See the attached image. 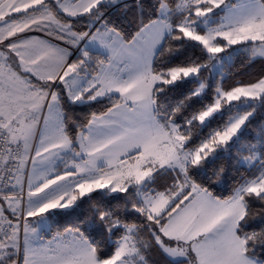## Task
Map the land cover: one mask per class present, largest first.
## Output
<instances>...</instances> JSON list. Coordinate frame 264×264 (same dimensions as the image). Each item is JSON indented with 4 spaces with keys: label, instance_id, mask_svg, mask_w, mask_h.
I'll use <instances>...</instances> for the list:
<instances>
[{
    "label": "snow or ice",
    "instance_id": "6c2138e0",
    "mask_svg": "<svg viewBox=\"0 0 264 264\" xmlns=\"http://www.w3.org/2000/svg\"><path fill=\"white\" fill-rule=\"evenodd\" d=\"M121 6L138 17L130 34L110 15ZM237 45L264 58V0H0V264H152V250L264 264V127L242 143L264 77L223 86ZM105 102L86 122L70 114ZM221 160L251 173L227 197L206 186Z\"/></svg>",
    "mask_w": 264,
    "mask_h": 264
},
{
    "label": "trees",
    "instance_id": "16d2710c",
    "mask_svg": "<svg viewBox=\"0 0 264 264\" xmlns=\"http://www.w3.org/2000/svg\"><path fill=\"white\" fill-rule=\"evenodd\" d=\"M125 3H132V0H123ZM111 18L114 20H117L119 23H121L125 29V32L130 34L134 32V30L137 27V21L138 17L136 14L135 9L133 8L132 11H128L126 14L123 10V7L114 8L110 12ZM87 19V17L83 18L78 24L75 25V30L78 31H85L87 29V25L84 22ZM78 55V54H77ZM200 52L199 49H189L187 50L182 56H180L179 60L176 62L179 63L189 57L195 58L196 56H199ZM76 56L74 57V59ZM209 77V73L207 71H204L202 73V78L207 79ZM264 77V58H255L254 60L249 59V54L243 50H239L234 53L231 61V66H226L223 73V86L225 88H230L232 86H235L238 83H250L254 82L255 80ZM221 77L219 75H216L213 77V83L220 82ZM211 97V93H209V99ZM205 103L208 102L207 99L204 101ZM106 103L103 104H93L91 107H76L73 109V111L70 113L72 116L77 118L78 120L82 122H86L87 117L91 112H99L103 111L106 107ZM199 107V105H197ZM226 119V117H225ZM217 125H213V127H216ZM264 127V109L258 108L254 118L252 119L251 123L248 125L247 134L242 141V143H257L258 142V135L260 128ZM211 129L205 130L203 135H207V132ZM194 134L199 132V129H193ZM244 155H247V152L243 153ZM233 155H235V150H233ZM223 165L226 169V176L221 181H215L213 180L210 185L206 183V186L210 187V190L214 193V195H218L220 197H227L231 194L232 189L236 186V184L239 182V179L241 176H249L251 173L246 170V168L242 167L239 169V171L236 170L235 167V161H229V160H221L217 161L215 165L209 166V175H211V172L213 168L219 167ZM253 172L255 169L252 170ZM197 182H202L200 177H195ZM172 180L171 177L165 176L160 177L157 180V183L155 187H157L160 190H163V188L166 185L171 184ZM122 201H116L113 200L111 202L112 207H116L118 204H121ZM88 204H84L82 208L79 210L78 213L74 214V216H64L62 214L56 215L54 217V220L52 222V228L50 232L45 233L46 239H51L52 236L56 234L57 231H63L65 227H70L75 223H78V220H76L74 217L79 216L80 219H84L88 215ZM264 208V205H262L260 202H254L252 204V213H258L261 211V209ZM251 228H259L260 225L258 224L256 219H251L249 221ZM251 228L249 230H251ZM87 234V233H86ZM150 259L152 261V264H168L167 259L163 254H161L157 250H152L150 253Z\"/></svg>",
    "mask_w": 264,
    "mask_h": 264
},
{
    "label": "rangeland",
    "instance_id": "374dc122",
    "mask_svg": "<svg viewBox=\"0 0 264 264\" xmlns=\"http://www.w3.org/2000/svg\"><path fill=\"white\" fill-rule=\"evenodd\" d=\"M94 30V29H93ZM81 47L83 46V44L80 45ZM234 48H236L238 51L242 49V46L240 45H237V46H234ZM70 51H73L74 52V49H72L71 47L69 48ZM237 52V51H236ZM78 53H75L73 56L70 57V61L71 60H74V57L77 55ZM25 191H26V188H25ZM45 240H48L45 238Z\"/></svg>",
    "mask_w": 264,
    "mask_h": 264
},
{
    "label": "crops",
    "instance_id": "0c3cea01",
    "mask_svg": "<svg viewBox=\"0 0 264 264\" xmlns=\"http://www.w3.org/2000/svg\"><path fill=\"white\" fill-rule=\"evenodd\" d=\"M35 35H40V36H43L42 33H35ZM54 42H58V41H54ZM62 43V42H61Z\"/></svg>",
    "mask_w": 264,
    "mask_h": 264
}]
</instances>
